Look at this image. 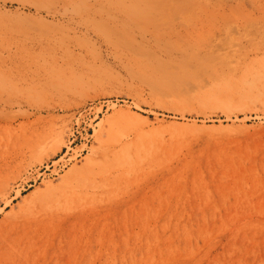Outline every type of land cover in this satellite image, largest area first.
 <instances>
[{
    "label": "rangeland",
    "instance_id": "1",
    "mask_svg": "<svg viewBox=\"0 0 264 264\" xmlns=\"http://www.w3.org/2000/svg\"><path fill=\"white\" fill-rule=\"evenodd\" d=\"M0 264H264V0H0Z\"/></svg>",
    "mask_w": 264,
    "mask_h": 264
},
{
    "label": "built area",
    "instance_id": "2",
    "mask_svg": "<svg viewBox=\"0 0 264 264\" xmlns=\"http://www.w3.org/2000/svg\"><path fill=\"white\" fill-rule=\"evenodd\" d=\"M68 162V159H64L62 162H60L58 165H57V168L58 169H64L66 167V163Z\"/></svg>",
    "mask_w": 264,
    "mask_h": 264
}]
</instances>
